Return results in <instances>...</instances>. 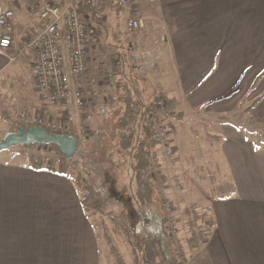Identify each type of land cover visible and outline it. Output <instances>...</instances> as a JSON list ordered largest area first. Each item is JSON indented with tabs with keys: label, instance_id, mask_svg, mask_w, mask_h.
<instances>
[{
	"label": "crops",
	"instance_id": "crops-1",
	"mask_svg": "<svg viewBox=\"0 0 264 264\" xmlns=\"http://www.w3.org/2000/svg\"><path fill=\"white\" fill-rule=\"evenodd\" d=\"M134 2L143 28L135 41L141 49L132 60L147 66L151 59L154 65L130 80L142 96L139 81L155 83L176 102L180 123L191 121L189 116L217 123L207 135L212 139L208 147L221 165L222 178L228 176L233 185L231 195L198 209L209 210L202 223L210 228L201 247L193 249L190 264H264V150L232 119L210 118L214 113L234 116V89L247 94L264 74V0ZM0 5H15L20 12L30 6L25 0H0ZM113 11L109 25L123 14ZM38 23V17L35 25L25 23L18 35L36 32ZM105 43L112 48L107 39ZM36 60L31 54L9 64L0 52V77ZM256 86L264 91V75ZM255 104L252 114L264 118V95ZM25 110L33 111L27 105L21 114ZM40 114L51 118L47 109ZM0 264H102L96 228L74 181L47 166L34 167L28 152L16 147L0 152Z\"/></svg>",
	"mask_w": 264,
	"mask_h": 264
},
{
	"label": "trees",
	"instance_id": "trees-1",
	"mask_svg": "<svg viewBox=\"0 0 264 264\" xmlns=\"http://www.w3.org/2000/svg\"><path fill=\"white\" fill-rule=\"evenodd\" d=\"M115 1L78 0L77 3L80 20L94 26L100 38V49L95 53V58L103 64L99 75L112 73L116 78L115 86L102 90V108L95 111L96 122L92 125L87 139L80 143V148H88L89 153L79 151L75 158L67 159L57 146L51 145L55 156L51 161H47L34 152L37 145H23L19 148L28 152L34 167L47 166L74 181L88 218L93 224H98L108 241L111 240L108 220L115 215V209L106 210L107 207L129 206L132 211L131 220L121 211L117 218L127 244L123 246L125 251H122L118 244H114L112 254L117 264H189V258L183 252V246L179 244L177 233L172 232L173 226L164 208L165 196L162 189L169 183V178L162 170L157 152L158 145L149 141L155 127L149 121L150 115L155 112L158 104L167 98L159 92L153 101H144L136 82L130 80L123 67L121 53L114 52L105 43L109 26L108 12L114 9L116 15L122 12L120 8L113 7ZM25 2L31 5L36 0ZM132 16H136L135 11ZM113 94L118 96L115 102L111 99ZM262 97L256 100V103ZM179 115L173 111L167 116L176 118ZM31 116V111L25 110L15 130L20 127L28 130L33 125L30 122ZM1 117L7 122H13L5 110ZM44 128L50 133H57L55 130ZM105 135L107 138L103 141V146L99 147ZM90 143L93 144L89 148ZM98 151L102 156L96 158ZM78 157L82 158V161L86 158L87 164L81 165ZM116 157L127 158L129 170L127 198L119 200L118 203L110 197L109 184L103 178V172L108 167L115 166L112 161ZM101 172L103 176L100 175ZM191 211L186 225L191 234L188 243L195 249L196 241L208 233L199 230V223L204 222L210 214L209 210L203 213Z\"/></svg>",
	"mask_w": 264,
	"mask_h": 264
},
{
	"label": "rangeland",
	"instance_id": "rangeland-1",
	"mask_svg": "<svg viewBox=\"0 0 264 264\" xmlns=\"http://www.w3.org/2000/svg\"><path fill=\"white\" fill-rule=\"evenodd\" d=\"M15 10V28L16 31L22 35L24 31L23 25L27 23L29 26L35 25L37 16L31 14L27 9L26 12H20L14 5ZM25 13V14H24ZM19 14L22 16L24 24L22 25L19 20ZM110 17H113L112 12H108ZM111 19V18H110ZM116 19V17H115ZM111 19V24L108 26L107 43L112 46L114 52L121 53V56L126 58L125 71L129 78L133 80L137 72L148 69L149 66H153V60H149V65L144 63H137L132 60L134 53L141 49L135 41L137 32H132L128 29L127 14L123 13L120 19ZM30 34L32 32L28 31ZM95 56V53H94ZM147 62V63H148ZM145 66V67H144ZM260 75V74H259ZM261 75L256 79V82L247 94H239L238 88L234 89V118L230 113L224 114L222 117L218 113H214L213 120L227 121L232 119L234 125L239 126L245 134L256 144L257 148L264 150V118H257L252 114V106L256 103L261 96L264 95V91H256L257 82L261 79ZM140 87L143 92L144 101L150 102L155 99L159 93V89L155 83L148 80H140ZM172 83V80H170ZM244 94V95H243ZM171 102L173 101L172 99ZM174 102V101H173ZM176 104V102H175ZM30 106L33 115H39L47 107L40 101L39 94L36 90V84L34 79V65L29 64L24 67V70H16L10 76L0 77V140L3 139L9 132L15 130L17 122L20 120L21 112ZM256 105V104H255ZM214 106H218L215 104ZM5 110L8 117L13 122H7L2 119L1 113ZM191 121H187L186 124L180 123L175 118H172L171 128V149L172 155L166 156L161 148L157 149L160 162L164 167L163 172L169 177V183L163 187L162 192L165 199L170 200L174 206V213L168 217L174 220L171 223L173 226L172 232L177 233L179 244L183 246V252L188 256L189 260H192L193 249L190 247L188 241L191 236L188 227L186 225L187 220L190 217L189 212L195 211L196 213H202L198 211L201 206H211L212 200L231 195L233 185L228 179V176L222 178V170L220 163L215 161L213 151L208 147V144L212 141L207 135L212 131V124L216 122H210L208 119L205 121H194V116H189ZM111 121V120H109ZM96 122V120H95ZM206 124V126H205ZM219 124V123H218ZM183 129V131H182ZM178 132V133H177ZM107 135L100 141L99 147L103 146V141L106 140ZM93 143H90L89 148ZM79 145V151L89 153V149L84 147V150ZM19 148V147H16ZM51 150V156L55 154ZM92 152V150H90ZM96 151V150H95ZM35 153L36 150H34ZM77 152V153H78ZM96 158L102 156V154L96 152ZM109 153V152H108ZM107 153V154H108ZM77 156V155H76ZM110 156V155H109ZM116 156V155H115ZM78 162L81 165L87 164L82 161V158L78 157ZM177 160V162H176ZM76 162V161H75ZM112 163L115 165L108 167L104 173V180L109 184V195L118 203L127 198L128 186V159L125 157H116ZM78 164V163H77ZM100 173L103 176V173ZM128 186V187H127ZM115 209V215L108 220V231L110 233V239L104 237L102 229L98 224L94 223L96 228V234L102 249V264H117L115 256L112 254L114 251V244H118L122 251H125L124 245L126 244L125 236L123 235L119 222H117L120 211L131 220L132 211L129 206H110L106 210ZM116 220V221H115ZM206 221V220H205ZM210 225L200 222L199 230H209ZM205 238V237H204ZM204 239L202 240L203 243ZM202 243L196 248L201 247ZM189 261V264H190ZM193 264V263H192Z\"/></svg>",
	"mask_w": 264,
	"mask_h": 264
},
{
	"label": "built area",
	"instance_id": "built-area-1",
	"mask_svg": "<svg viewBox=\"0 0 264 264\" xmlns=\"http://www.w3.org/2000/svg\"><path fill=\"white\" fill-rule=\"evenodd\" d=\"M77 3L78 0H36L28 10L38 17V30L24 37L16 31L14 8L0 5V52L6 53L9 64L24 56H37L34 63L36 90L51 118L34 115L30 122L55 130L57 134L75 136L80 144L87 139L96 120L95 111L102 108V90L115 86L116 78L112 73L98 75L103 64L94 53L100 49V38L94 26L80 20ZM113 7L127 14L130 31L143 28V20L132 16L136 9L134 0H116ZM122 64L124 68L127 65ZM117 98L116 94L111 97L114 102ZM174 107L175 102L165 99L149 118L155 125L149 141L157 144V149L161 148L168 157L173 152L172 118L167 115ZM50 148L51 145H37L35 150L41 158L51 161ZM164 208L168 216H172L174 206L170 200L165 199ZM170 221L174 222L171 218ZM204 237L197 240L195 246H199Z\"/></svg>",
	"mask_w": 264,
	"mask_h": 264
},
{
	"label": "water",
	"instance_id": "water-1",
	"mask_svg": "<svg viewBox=\"0 0 264 264\" xmlns=\"http://www.w3.org/2000/svg\"><path fill=\"white\" fill-rule=\"evenodd\" d=\"M23 145H55L67 159H73L79 149V140L72 135L50 133L44 127L32 125L28 130L20 127L9 132L0 140V152Z\"/></svg>",
	"mask_w": 264,
	"mask_h": 264
}]
</instances>
